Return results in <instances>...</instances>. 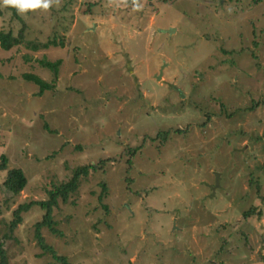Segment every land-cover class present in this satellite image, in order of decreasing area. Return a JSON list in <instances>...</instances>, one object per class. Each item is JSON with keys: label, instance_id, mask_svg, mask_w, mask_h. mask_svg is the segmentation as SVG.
<instances>
[{"label": "rangeland", "instance_id": "1", "mask_svg": "<svg viewBox=\"0 0 264 264\" xmlns=\"http://www.w3.org/2000/svg\"><path fill=\"white\" fill-rule=\"evenodd\" d=\"M139 3L18 13L27 43L63 46L0 50V156L27 178L13 197L0 171V238L18 205L107 160L55 207L62 236L42 230L70 264H264V0ZM21 26L0 6L2 31ZM20 216L7 264L52 263L42 211Z\"/></svg>", "mask_w": 264, "mask_h": 264}, {"label": "trees", "instance_id": "2", "mask_svg": "<svg viewBox=\"0 0 264 264\" xmlns=\"http://www.w3.org/2000/svg\"><path fill=\"white\" fill-rule=\"evenodd\" d=\"M5 9L7 11H10L12 17L19 20L22 26L17 31V33H14L12 30L2 31L0 29V50L10 51L15 47L21 46L22 44L27 45L28 48H30V50L32 51H37L40 48L47 49L50 46H63V42L57 43L55 40L48 41L44 44L27 43L25 37V22H23L18 16V12L15 8L9 7ZM38 64L42 68L52 71L54 78H57L58 67L61 64V60H57L55 62L39 60ZM22 79L27 82H32L38 87V92L36 93L37 97L42 96L45 91L54 89V84L45 82L30 73L23 74ZM44 129L49 131L46 125H44ZM51 132L53 133L54 131L50 130L49 133ZM177 132L180 133V130H177ZM162 135L166 136V132ZM106 162L107 160H101L98 165L89 164L86 166H80L74 170L72 177L68 181L62 182L58 186H54L52 190L48 191L47 199L40 201H31L25 204L18 205V207L13 212V219L5 225L6 231L2 235V238H0V264H7L8 248L5 247L6 243L4 240L9 238L13 234L16 227L21 223L22 218L20 214L23 212H27L33 206H37L42 211L40 220L34 225V238L36 240L38 248L41 250L39 256L41 257L47 254L51 256L52 263L50 264H70L65 256L58 254L52 246L46 243L44 237L42 236V230L45 228L53 235H57L58 237L62 236V233L57 229V222L53 218V211L55 207L58 206L59 201L65 204L68 201L69 196L77 191L81 178L87 177L89 173L103 170ZM6 166L7 158L4 155H1L0 171H6V176L2 182V187L7 192L12 194L11 196L16 197L25 189L27 185V178L20 169L7 170ZM100 187L101 192L99 194V198L101 201L105 194H107V187L104 182L100 183ZM243 215L244 217H247L248 212H245Z\"/></svg>", "mask_w": 264, "mask_h": 264}, {"label": "clouds", "instance_id": "3", "mask_svg": "<svg viewBox=\"0 0 264 264\" xmlns=\"http://www.w3.org/2000/svg\"><path fill=\"white\" fill-rule=\"evenodd\" d=\"M127 3V0H123ZM60 0H0V6L5 8H15L19 14H27L29 12H49L54 6L58 7ZM134 10H141L142 5L139 0H132Z\"/></svg>", "mask_w": 264, "mask_h": 264}, {"label": "water", "instance_id": "4", "mask_svg": "<svg viewBox=\"0 0 264 264\" xmlns=\"http://www.w3.org/2000/svg\"><path fill=\"white\" fill-rule=\"evenodd\" d=\"M172 31H173V29H170V30H167L166 32H167V33H172ZM156 78L159 79V76L156 77Z\"/></svg>", "mask_w": 264, "mask_h": 264}]
</instances>
